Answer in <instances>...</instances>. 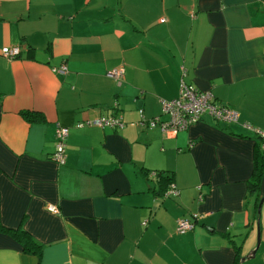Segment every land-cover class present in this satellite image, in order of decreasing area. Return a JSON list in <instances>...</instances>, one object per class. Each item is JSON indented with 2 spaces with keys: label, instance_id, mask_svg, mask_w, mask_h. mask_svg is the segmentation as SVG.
I'll return each mask as SVG.
<instances>
[{
  "label": "crops",
  "instance_id": "crops-1",
  "mask_svg": "<svg viewBox=\"0 0 264 264\" xmlns=\"http://www.w3.org/2000/svg\"><path fill=\"white\" fill-rule=\"evenodd\" d=\"M15 46L0 53V264H264L259 140L242 126L264 132V0H0V51ZM182 79L240 124L206 115L175 138L141 124ZM113 115L123 129L78 127ZM183 219L195 227L180 234Z\"/></svg>",
  "mask_w": 264,
  "mask_h": 264
},
{
  "label": "built area",
  "instance_id": "built-area-1",
  "mask_svg": "<svg viewBox=\"0 0 264 264\" xmlns=\"http://www.w3.org/2000/svg\"><path fill=\"white\" fill-rule=\"evenodd\" d=\"M21 54L19 46L11 48H3L2 55L9 59H15ZM55 72L66 75L68 69L66 66L54 69ZM124 69L120 68L109 72L108 76L120 80L124 76ZM162 117L167 116L168 121H163L162 117L146 119L144 111L139 112L140 122L150 129H160L167 138H175L180 132L188 130L195 124L202 121L207 115L219 122L229 124H240V114L233 108L218 103L213 94L210 92H203L193 85L186 83L183 79L180 84L179 97L172 101H162ZM85 126H96L103 129H123L125 127L124 118L122 115H113L110 117H99L94 120L79 124V128ZM242 126L255 132L259 138L262 139L261 150L264 152V132L255 129L249 124H242ZM70 130L64 126L57 128V149L53 155V160L60 166L66 163L67 139ZM179 191L173 187L165 194V198L179 196ZM49 210L53 213H58L55 207H50ZM198 218V217H197ZM147 223L144 222V225ZM194 223L191 220L183 219L179 222V233L184 234L187 231L194 229Z\"/></svg>",
  "mask_w": 264,
  "mask_h": 264
},
{
  "label": "trees",
  "instance_id": "trees-1",
  "mask_svg": "<svg viewBox=\"0 0 264 264\" xmlns=\"http://www.w3.org/2000/svg\"><path fill=\"white\" fill-rule=\"evenodd\" d=\"M7 48H11V47H7ZM2 49L0 51L1 55H2ZM25 116L30 118V119H32V120H36V119H40L41 118V115L40 114L38 115L37 113H32V114L26 113ZM163 117H167V116H163ZM163 121H165V120H163ZM69 135H70V133H69ZM257 138L259 140L258 147H259V151L260 152L258 153V156L256 158V166H255L254 178L250 182V195H253L255 197V199L258 200V199H260V195H258V192H259L258 190H259L260 182L262 180V176H263V172H264V152H262V150H261L262 139L259 138V137H257ZM56 149H57V142H56ZM66 153H67V150H66ZM66 158H67V155H66ZM52 159H53V157H52ZM148 174H149L150 177H155L156 180L158 181V184L160 185V188H161V191H162L161 192L162 193L161 194L162 197H165V194L168 191H170V189H172L173 187H176L175 182H174L175 178H174V174L173 173H168V172L166 173L164 171H160V172L159 171H154V172L152 171V172H149ZM178 191H179V193H181L179 189H178ZM257 206H258V204H257ZM4 229L5 228L1 224V217H0V230H4ZM26 238L28 239V242H23L24 245H25V248L26 249H32V248L35 247L34 250L36 252L40 253L41 249H42V246L40 244H38L37 242H35L30 236L26 235ZM238 260H239V255H238Z\"/></svg>",
  "mask_w": 264,
  "mask_h": 264
},
{
  "label": "water",
  "instance_id": "water-1",
  "mask_svg": "<svg viewBox=\"0 0 264 264\" xmlns=\"http://www.w3.org/2000/svg\"><path fill=\"white\" fill-rule=\"evenodd\" d=\"M262 203H263V200H262V202H261V204H260V207H259V213H260V211H261ZM259 247H260V235L258 236V245H257V248H256V249H258ZM255 255H256V251H254V252L252 253V258L255 257Z\"/></svg>",
  "mask_w": 264,
  "mask_h": 264
},
{
  "label": "rangeland",
  "instance_id": "rangeland-1",
  "mask_svg": "<svg viewBox=\"0 0 264 264\" xmlns=\"http://www.w3.org/2000/svg\"><path fill=\"white\" fill-rule=\"evenodd\" d=\"M253 133H255V132H253ZM255 135H256V137H258L256 133H255Z\"/></svg>",
  "mask_w": 264,
  "mask_h": 264
}]
</instances>
